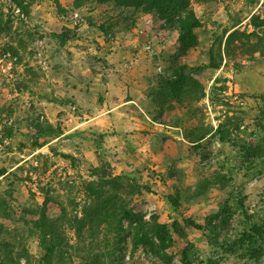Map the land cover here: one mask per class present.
I'll return each instance as SVG.
<instances>
[{
  "label": "rangeland",
  "instance_id": "1",
  "mask_svg": "<svg viewBox=\"0 0 264 264\" xmlns=\"http://www.w3.org/2000/svg\"><path fill=\"white\" fill-rule=\"evenodd\" d=\"M21 1L28 15L0 0L8 23L0 34V203L51 199L66 264H184L174 234L169 263L132 252L128 219L119 234L76 233L95 205L85 184L97 171L124 186V207L147 228L180 224L189 264H264V0H189L200 26L184 53L177 17H134L113 3ZM233 31L252 37L226 47ZM62 32L70 36L63 45L51 36ZM177 70L184 79L173 90L167 82ZM36 123L52 132L37 136ZM135 184L140 194L129 192ZM0 223L16 253L38 257L28 225Z\"/></svg>",
  "mask_w": 264,
  "mask_h": 264
},
{
  "label": "trees",
  "instance_id": "2",
  "mask_svg": "<svg viewBox=\"0 0 264 264\" xmlns=\"http://www.w3.org/2000/svg\"><path fill=\"white\" fill-rule=\"evenodd\" d=\"M10 1L22 12V14L28 15L29 6L27 4H24L21 0ZM86 3H113L116 9H120L121 12H128L134 17L136 14H147L152 11H158L162 17L170 21L177 17L180 51L184 53L188 49L193 48L196 44L194 30L200 26V21L193 10L190 9L189 0H72L74 8H79ZM133 23L134 20L130 22L131 25ZM7 25L8 23H3L0 18V34L7 30ZM99 30L104 33L107 28L101 26ZM51 36L57 37L61 45L70 39L67 32L59 34L53 33ZM250 37H252L250 34H241L233 31L227 36L226 47L230 41L241 40L243 38L249 39ZM13 53L16 54L15 51H13ZM175 73L177 74L176 78L173 81L167 82V86L173 90L179 87L184 79L181 70H177ZM1 91L0 87V94ZM34 128L37 136H44L52 132V127L48 124L43 126L36 123ZM4 134L10 137L12 131L5 129ZM202 138L203 136L201 139ZM36 146L40 148L43 144L37 143ZM64 158L69 157L64 156ZM94 175L98 177V180L86 183L85 190L90 196L94 197L95 205L86 207L84 209L83 218L73 226V229L78 235L86 230L95 231L100 228H103L108 235L115 233L119 234L121 232L122 220L128 219L130 222L135 223L130 233V247L132 252L141 248L145 252H151L153 256L158 259L169 263L168 260L166 261L165 251L173 246L174 239L172 234H174L183 244L181 249H179L181 251V260L184 264H189L188 255L192 250V244L188 241L185 231L177 221H173L169 226L152 220V225L147 228V225H149L148 223L143 222L140 217L132 215L129 210L124 207L123 198L118 194V188L124 186L115 181L114 178L109 177L107 179L106 176H104L106 179H102L97 171H94ZM216 184H220V182L217 181ZM104 185L112 188V194L107 197L103 195ZM141 190L142 188H140L138 184L129 188L131 194H135L136 191L140 194ZM170 203L176 208L179 207V204L174 199L170 200ZM52 204L51 199L48 197L44 198L41 205L32 203L29 206H9L5 201L0 203V219L28 225L30 227V233L37 239L40 249L38 257L31 256L25 248L21 249L22 253H16L11 243L2 239L1 236L5 230L3 223H0V264H18L21 259H23L26 264H66L69 253L65 247L66 241L60 224H58L57 220L51 218ZM184 222L185 226L192 225V222L188 219ZM253 253L257 256L259 253L258 249H254ZM88 264H100V262L94 258Z\"/></svg>",
  "mask_w": 264,
  "mask_h": 264
},
{
  "label": "built area",
  "instance_id": "3",
  "mask_svg": "<svg viewBox=\"0 0 264 264\" xmlns=\"http://www.w3.org/2000/svg\"><path fill=\"white\" fill-rule=\"evenodd\" d=\"M16 12H17V13H19V12H20V10L16 8ZM20 13H21V12H20ZM22 15H23V14H22Z\"/></svg>",
  "mask_w": 264,
  "mask_h": 264
}]
</instances>
